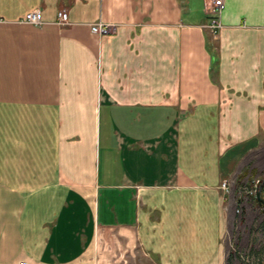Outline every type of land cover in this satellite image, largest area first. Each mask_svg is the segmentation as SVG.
I'll return each mask as SVG.
<instances>
[{
	"label": "crops",
	"instance_id": "crops-1",
	"mask_svg": "<svg viewBox=\"0 0 264 264\" xmlns=\"http://www.w3.org/2000/svg\"><path fill=\"white\" fill-rule=\"evenodd\" d=\"M206 2L0 0V264H74L111 229L226 264L264 178V0H224L216 37Z\"/></svg>",
	"mask_w": 264,
	"mask_h": 264
},
{
	"label": "rangeland",
	"instance_id": "rangeland-1",
	"mask_svg": "<svg viewBox=\"0 0 264 264\" xmlns=\"http://www.w3.org/2000/svg\"><path fill=\"white\" fill-rule=\"evenodd\" d=\"M260 181L264 182V178L258 179L253 188L244 185L241 187V193L253 191L249 196H255ZM261 198L263 199L262 195ZM258 205L259 207H250L247 211L241 209L243 206L237 207L234 212L226 237L229 258L226 264H264V221L260 212L264 200L263 205L259 203ZM74 264H153V262L142 252L130 230L111 229L99 232L95 243Z\"/></svg>",
	"mask_w": 264,
	"mask_h": 264
},
{
	"label": "built area",
	"instance_id": "built-area-1",
	"mask_svg": "<svg viewBox=\"0 0 264 264\" xmlns=\"http://www.w3.org/2000/svg\"><path fill=\"white\" fill-rule=\"evenodd\" d=\"M224 6V0H207L205 3V11L209 16V21L207 24L203 25L202 28L207 30L212 37H216L218 31L221 28L220 24V13ZM68 15L65 11L57 12V22L60 25L67 23ZM23 24L32 25V26H41V17L38 11H32L20 21ZM115 27L109 24L98 22L91 25V32L99 36H104L113 33ZM221 188L225 191H229L228 185L226 182L221 184ZM252 192H246V195H252ZM242 197V196H241Z\"/></svg>",
	"mask_w": 264,
	"mask_h": 264
},
{
	"label": "water",
	"instance_id": "water-1",
	"mask_svg": "<svg viewBox=\"0 0 264 264\" xmlns=\"http://www.w3.org/2000/svg\"><path fill=\"white\" fill-rule=\"evenodd\" d=\"M255 199L257 200V202L260 205H263V199L261 198V186L258 188L256 194H255ZM263 209H264V205H263Z\"/></svg>",
	"mask_w": 264,
	"mask_h": 264
},
{
	"label": "trees",
	"instance_id": "trees-1",
	"mask_svg": "<svg viewBox=\"0 0 264 264\" xmlns=\"http://www.w3.org/2000/svg\"><path fill=\"white\" fill-rule=\"evenodd\" d=\"M262 181V180H261ZM260 181V182H261ZM261 186V192L263 191V189H264V182H261L260 184H259V187ZM258 187V188H259ZM256 200V199H255ZM256 202H257V200H256ZM263 215H264V211H263ZM264 221V220H263ZM229 255H230V253H229ZM227 260H229V258L227 257Z\"/></svg>",
	"mask_w": 264,
	"mask_h": 264
}]
</instances>
